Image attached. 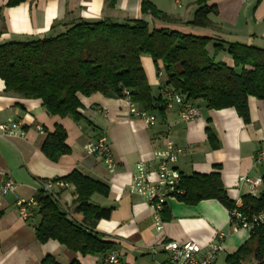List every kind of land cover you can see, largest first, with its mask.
<instances>
[{
  "label": "crops",
  "instance_id": "1",
  "mask_svg": "<svg viewBox=\"0 0 264 264\" xmlns=\"http://www.w3.org/2000/svg\"><path fill=\"white\" fill-rule=\"evenodd\" d=\"M143 1L152 3L173 21L151 24L153 18L141 13ZM198 1L24 0L6 7L8 0H0V43L42 37L51 26L59 31L63 28L61 25L69 22L110 19L119 23L143 20L157 28L211 38L207 46L210 55L218 41L264 49V0H206L207 5L217 10V15H208L211 22L208 28L188 24ZM215 61L233 66L225 47L215 55ZM141 64L151 95L160 97L165 76H159L152 60L144 56ZM79 101L82 105L79 113L84 120L75 122L50 116L40 100L5 93L0 80V124L8 119L21 122L16 135L0 133V264H41L45 258H52L55 264L102 263V255L81 256L56 241L39 243L35 236L39 221L36 212L27 221L21 220L18 214V200L34 198L42 190L43 180L63 178L72 171L108 187L107 197L93 195L91 198L94 204L112 209L109 219L96 223L95 232L103 241L113 244L112 251L117 253L120 264H163L167 260L162 249L165 241H193L205 247L217 240L218 233L225 234V238L214 264H225V258L234 254L250 234L229 224V212L219 202L205 200L186 205L171 196L166 201L163 219L160 217V229L156 230L153 211L142 197L129 192L128 185L135 175L136 163L152 162L151 154L163 147L164 142L154 140L157 134H163L184 149L175 163L181 175L217 173L230 200L247 195L248 186L241 178L261 179L264 176V157L258 158V154L264 152V100L248 97L247 124L234 109L210 110L205 102L197 100L191 102L198 110L195 120H181L179 107L173 105L165 109L163 116L152 113L155 116L152 126H145L128 115L123 99L95 93L89 97L80 96ZM56 125L65 130V143L70 153L51 162L43 155L41 147ZM207 131L213 135L216 148L211 147ZM102 136L116 163L112 172L102 157L89 155L84 150L86 145ZM6 178L14 182V190L2 194ZM52 190L58 194L60 205L80 222L82 214L75 211L73 203L74 188L54 186Z\"/></svg>",
  "mask_w": 264,
  "mask_h": 264
},
{
  "label": "trees",
  "instance_id": "2",
  "mask_svg": "<svg viewBox=\"0 0 264 264\" xmlns=\"http://www.w3.org/2000/svg\"><path fill=\"white\" fill-rule=\"evenodd\" d=\"M24 0H8L13 7ZM192 21L188 24L208 28V15H217L215 6L199 0ZM142 14H149L162 23L173 20L148 1L141 2ZM62 30L49 32L37 38L0 43V80L4 92L23 99L42 102L46 113L75 122L84 120L79 113V97L99 93L106 98L122 99L123 91L139 110L163 116L166 106L161 96L151 95L141 57L148 56L156 71L162 72L164 87L179 92L187 102L201 100L210 110L234 109L244 123H249L248 97L264 100V49L240 43L218 41L213 45V55L207 50L211 38L180 33L167 28H157L143 20L114 22L110 19L79 20L61 25ZM226 48L233 61L229 67L215 61V55ZM66 132L56 125L47 134L41 147L43 155L51 162L70 153L66 145ZM211 147L216 148L213 135L207 131ZM51 182H63L74 188L75 211L82 214L76 221L71 212L63 208L58 194L40 190L34 197L39 204L36 215L35 236L39 243L56 241L80 254L106 256L113 244L103 241L95 232L99 220L109 219L112 209L91 201L93 195L107 197L109 189L78 171ZM42 182H46L43 180ZM48 182V181H47ZM256 196L247 194L240 198L238 208L246 220L264 211V176ZM175 195L179 202L196 205L205 200H216L228 212L234 209L222 186L219 174L181 175ZM163 207L160 217L163 219ZM2 212H0V218ZM250 237L225 264H264V225L255 228ZM41 264H55L45 258Z\"/></svg>",
  "mask_w": 264,
  "mask_h": 264
},
{
  "label": "built area",
  "instance_id": "3",
  "mask_svg": "<svg viewBox=\"0 0 264 264\" xmlns=\"http://www.w3.org/2000/svg\"><path fill=\"white\" fill-rule=\"evenodd\" d=\"M163 75L162 72L158 73ZM123 100L127 104L128 115L140 120L145 126H152L155 123V116L152 113L139 110L129 100L127 91H123ZM161 99L166 109L173 105L179 107V117L184 122H190L197 118L198 110L191 103L184 100L179 92L169 87H163L161 91ZM21 128V122L8 119L5 123L0 124V133L2 135L14 136ZM40 133L42 129L38 127ZM22 135V133H20ZM155 142H164L163 147L156 149L151 154L152 162L140 161L135 165V175L131 179L128 190L130 193L142 197L155 216V228L160 229V213L169 197L182 194L178 188L181 180V174L175 168L178 158L184 154V149L176 146L163 134H157L154 138ZM85 152L89 155H98L103 158L107 169L112 172L116 163L112 157L111 150L104 136L100 137L96 142L85 146ZM264 152L258 154V158L262 159ZM248 186L251 196H256L261 187L260 178H241ZM54 186L67 187L68 184L63 182L46 181L42 183V190L45 193L53 194ZM14 190V182L10 178H6L1 187V193L7 194ZM18 214L21 220L27 221L34 217L35 212L39 208V204L34 198L28 200H18ZM241 206L240 198L234 201V209L229 212V224L248 233L255 228L264 225V211L254 216L251 220L238 212ZM225 234L218 233L217 240L208 243L205 247H200L193 241L179 243L176 241H165L162 249L167 255V260L163 264H214L216 259L222 252V240ZM101 264H120L117 253L111 251L102 260Z\"/></svg>",
  "mask_w": 264,
  "mask_h": 264
},
{
  "label": "rangeland",
  "instance_id": "4",
  "mask_svg": "<svg viewBox=\"0 0 264 264\" xmlns=\"http://www.w3.org/2000/svg\"><path fill=\"white\" fill-rule=\"evenodd\" d=\"M152 20V19H151ZM161 23L160 21H157V20H152L150 23L152 24H157V23ZM144 58H147L148 60H151L148 56H144ZM221 261V260H220ZM245 264H254V262L252 261V260H249V261H247Z\"/></svg>",
  "mask_w": 264,
  "mask_h": 264
}]
</instances>
